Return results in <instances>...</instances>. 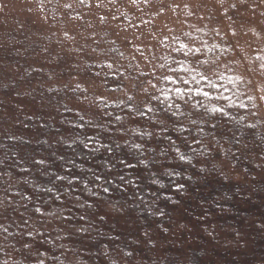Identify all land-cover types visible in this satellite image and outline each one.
Here are the masks:
<instances>
[{"label":"clouds","instance_id":"9594fccd","mask_svg":"<svg viewBox=\"0 0 264 264\" xmlns=\"http://www.w3.org/2000/svg\"><path fill=\"white\" fill-rule=\"evenodd\" d=\"M29 3L36 48L12 54L39 62L11 65L0 107L34 108L16 126L34 129L25 121L35 117L42 131L0 133V264H210L208 241L247 250L238 226L222 236L206 221L264 192V57L250 55L264 49V0H215L232 13L219 22L197 16L199 0ZM173 3L183 5L175 16ZM125 8L143 30L115 23ZM197 24H219L209 28L223 49L215 58L197 55L205 45L194 40L176 46ZM181 70L208 90L186 87ZM225 70L236 74L231 87L216 83ZM15 145L35 148L32 161ZM125 159L143 167L125 171ZM255 228L264 233V219Z\"/></svg>","mask_w":264,"mask_h":264},{"label":"trees","instance_id":"16d2710c","mask_svg":"<svg viewBox=\"0 0 264 264\" xmlns=\"http://www.w3.org/2000/svg\"><path fill=\"white\" fill-rule=\"evenodd\" d=\"M87 5H91L90 3ZM175 9L176 14H180V9L183 8V5H177L173 3L172 5ZM99 7V5H98ZM199 7L201 9L200 13L201 15H204L205 21L212 20L215 17V22H219L223 19L222 16L231 15L232 13L230 11H226L223 6H221L218 3H215V0H200ZM246 7V6H244ZM219 9V12H217ZM124 15H117V19L115 23H124V24H135L136 28L138 30H143L144 25L141 24L139 21L133 20V12H130L128 9H125ZM79 11V9L77 10ZM112 12H115V9H111ZM195 11V9L192 7L191 4L188 5L186 9H184V12L187 13V18L189 23H196L195 18L192 17V13ZM105 12V13H104ZM75 12L72 13V16H74ZM109 9H105L103 11V14L101 15H108ZM163 15V13L161 14ZM197 16H200L199 12L197 13ZM62 18V17H61ZM87 19V17H85ZM148 17L145 16V20H147ZM158 19V18H155ZM155 19L153 20L154 30H155ZM194 20V22H192ZM164 23H168L167 20L164 21ZM25 24H27L28 31L23 32V36L18 38V40L22 41L21 44H14V43H0V79H6L8 75V69L11 67L12 64H16L17 62L20 63H38V60L33 59H26L25 57L15 56L12 53L15 49H23L26 48L29 44H32L33 49L36 48V44L34 43L36 41V37L33 35V33L41 30L40 27H38V24L34 20H28V22L25 21ZM170 27L173 28L174 34H175V25H170ZM197 27L201 28L202 30L197 32L195 29H189L188 25L184 26V31H190L191 35L188 37H184L181 35L180 40L177 42L176 46L179 47L181 44H187L189 40L197 41V46L199 44H204L205 47L202 50V53H198L197 55H200L202 59L204 58H215L220 52H222V48L217 47L218 41L214 40L212 38V35L209 32L210 27H215L217 31H219V24L209 25V27H204L203 24H197ZM15 30V29H13ZM10 30L9 36L12 35L15 36L16 31ZM31 37V39H29ZM9 39V38H8ZM31 49L29 50L28 56H31ZM175 56V54H173ZM251 62H257L261 61V58L264 57V49L260 47H253V50L251 52ZM177 60H181L182 57H176ZM169 64H172L171 59L169 60ZM173 67H177V65L172 64ZM179 70V69H178ZM182 71V70H181ZM182 75L185 77V79L189 80V83L186 85V87L193 88V89H199L203 88V90H208V82L206 80H200V77L196 75V73H188L183 72ZM236 79V74L231 71L225 70L220 78L216 81L217 84L221 85L222 87H231L232 83ZM195 81V82H193ZM166 86L168 88L172 87V81H167ZM179 86V85H177ZM15 103H23V101H15ZM36 110L34 108H31L29 106H25L22 111L18 110L16 107H14L11 103H6L5 107H0V133H6L7 130L12 131H24L26 134L29 135H35L42 131L39 127V123L35 121V117H32V121H25V123H28L29 125H32L33 123L36 124V127L24 129L23 125H20L19 127L16 126V120H24L25 116H31L33 115V112ZM96 135L97 132L95 130L90 131L88 133V139L91 141V146L99 147L98 144H96ZM3 135H0V142H3ZM173 140H175V137H173ZM102 142H107L103 141ZM15 147L20 148V153L22 158H24L26 161L31 162L34 154L36 153V149L33 147L28 146H20L15 145ZM4 154V149H0V156ZM40 157H37V160H39ZM125 164H130V168H125V171L132 172L134 169L143 167V165L137 164L135 160H127L125 159ZM39 167V166H34ZM25 172L32 171L31 165H22L21 168H18L17 170H21ZM37 176L40 175L39 172L36 173ZM211 190L213 192L218 190V186L212 185L210 186ZM244 191L248 192L251 191L250 188H244ZM233 208L235 209V214L233 215H213L209 220L206 222L211 224L215 223L217 225V231L221 232L222 236H227V232L225 229L230 228L232 225H236L239 227V229L245 234V238L248 242V248L247 250H240L236 248H224L220 244L213 243L211 241L206 242L205 246L208 247L210 251V264H253V262L257 258H264V233H261L255 228V221L257 219H264V192L260 194L259 197H257L256 193H253L252 199H235L231 202ZM186 207L190 208V205H187ZM214 211V210H213ZM180 214H184L183 210H181ZM118 226L121 228H126L130 221L126 218L120 219L116 221ZM196 235V233H194ZM236 257V259H233Z\"/></svg>","mask_w":264,"mask_h":264},{"label":"rangeland","instance_id":"374dc122","mask_svg":"<svg viewBox=\"0 0 264 264\" xmlns=\"http://www.w3.org/2000/svg\"><path fill=\"white\" fill-rule=\"evenodd\" d=\"M92 6H93L92 4L86 5V7L89 8ZM96 6L98 7V4ZM30 7L31 4L29 3V0H0V43L1 44L4 45V43L6 42L10 43L11 41L18 40V38L23 36L24 31H28V29L27 30L25 29L27 28V24H25V21L26 22H28V20L35 21V16L28 11ZM125 9H124V13L126 11ZM199 14L201 17L204 16L201 15L200 12ZM73 15H74L73 18H75L76 13H74ZM117 15L119 16L118 13ZM192 22H194V20H192ZM21 25H23V27H20ZM38 27H40L39 24ZM10 30L16 31L15 36L14 35H12L11 37L9 36Z\"/></svg>","mask_w":264,"mask_h":264}]
</instances>
